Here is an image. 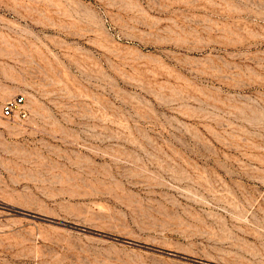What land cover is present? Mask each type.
Listing matches in <instances>:
<instances>
[{
	"label": "rangeland",
	"instance_id": "rangeland-1",
	"mask_svg": "<svg viewBox=\"0 0 264 264\" xmlns=\"http://www.w3.org/2000/svg\"><path fill=\"white\" fill-rule=\"evenodd\" d=\"M0 264H264V0H0Z\"/></svg>",
	"mask_w": 264,
	"mask_h": 264
},
{
	"label": "built area",
	"instance_id": "built-area-1",
	"mask_svg": "<svg viewBox=\"0 0 264 264\" xmlns=\"http://www.w3.org/2000/svg\"><path fill=\"white\" fill-rule=\"evenodd\" d=\"M1 115L11 119H25L28 116V108L26 107V99L24 95H16L7 99L1 109Z\"/></svg>",
	"mask_w": 264,
	"mask_h": 264
}]
</instances>
